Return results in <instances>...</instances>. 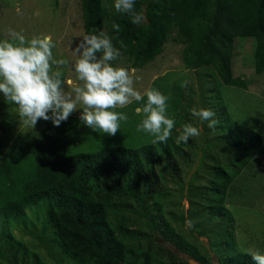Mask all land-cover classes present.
Returning a JSON list of instances; mask_svg holds the SVG:
<instances>
[{
	"label": "trees",
	"instance_id": "obj_1",
	"mask_svg": "<svg viewBox=\"0 0 264 264\" xmlns=\"http://www.w3.org/2000/svg\"><path fill=\"white\" fill-rule=\"evenodd\" d=\"M103 1L79 0L83 32L107 27L111 35V24L118 23L120 32L113 43L123 45L121 54L133 67L151 62L175 34L184 44V66L193 70L211 68L224 85L245 87L231 67L236 38L252 40L254 72H264V0H135L134 9L144 14L140 24H133L127 14L114 8L107 9ZM4 105L0 102V107ZM188 106L180 110L165 142L136 148L112 144L73 156L67 154L78 135L77 117L70 115L58 127L46 121L37 134L13 135L11 115L4 112L0 120L2 215L18 218L27 208L44 201L54 235L73 260L80 264H124L132 247L126 237L134 231L125 229L127 221L123 216H112L111 210L119 202L118 206H131L134 214L143 215L144 203L148 204L167 181L168 173L180 172L189 157L184 147H191V141L177 143L176 139L182 125L189 122ZM177 125L181 128L176 129ZM225 126L221 139L232 155L220 156L210 166L201 208L207 218L217 216L220 220L227 215L223 202L231 182L262 145L255 130L238 123ZM227 261L254 264L246 252L231 254Z\"/></svg>",
	"mask_w": 264,
	"mask_h": 264
},
{
	"label": "rangeland",
	"instance_id": "obj_2",
	"mask_svg": "<svg viewBox=\"0 0 264 264\" xmlns=\"http://www.w3.org/2000/svg\"><path fill=\"white\" fill-rule=\"evenodd\" d=\"M103 5L109 10L113 8V2L104 0ZM10 27L23 29L29 37L51 33L56 42L54 54L68 61L63 66L65 77L76 82L72 71L76 59L73 48L84 35L79 0H58L56 4L54 0H0V36H6ZM102 29L109 33L107 27ZM172 37L145 65L133 67L122 54L115 61L134 69V87L141 93L156 87L169 97L168 114L175 118L174 127L180 110L189 105L188 121L201 128L200 136L189 138L191 147H184L189 157L180 172L168 173L167 181L153 193L148 204L144 203L143 215L134 214L131 206H118L119 202L111 210L112 216H123L127 221L125 229L134 231L126 237L132 247L124 264H189L191 260L199 264L195 257L204 264H226L228 256L237 252H264V72H254L253 42L239 38L234 41L232 72L245 82L244 88H238L221 83L211 68H186L181 56L184 44L175 34ZM181 81H187L185 87H180ZM0 102L5 104L0 107V120L4 112L11 115L13 135L37 134L45 126L46 121L39 119L33 129L27 128L17 117L14 105L2 97ZM136 106L134 101L117 109L126 112L130 119L122 123L115 135L92 131L78 120V135L67 155L94 152L112 144L136 148L152 143V136L135 131L140 120L133 111ZM193 107L212 109L218 120L216 127L209 129L206 121L200 123L192 115ZM79 111L71 115L78 118ZM235 123L259 133L262 145L231 182L223 202L226 217L207 218L201 208L210 166L220 156L232 155L221 134L225 125ZM180 128L177 125L176 129ZM43 203L27 208L25 215L18 218H5L0 210L2 264H80L61 248Z\"/></svg>",
	"mask_w": 264,
	"mask_h": 264
},
{
	"label": "clouds",
	"instance_id": "obj_3",
	"mask_svg": "<svg viewBox=\"0 0 264 264\" xmlns=\"http://www.w3.org/2000/svg\"><path fill=\"white\" fill-rule=\"evenodd\" d=\"M135 0H113L117 13L127 14L133 24L144 20L142 11L134 9ZM110 35L103 29L88 32L73 48L72 63L75 83L65 77V57L54 54L56 42L51 33L26 36L23 29L9 28L0 36V97L15 106L16 115L27 128L33 129L39 119L58 127L79 111L80 124L97 133L115 135L130 117L117 109L137 102L133 111L140 116L137 133L153 137V142H165L174 128L175 118L168 114L169 97L156 87L142 93L134 87L130 70L115 63L121 47L113 40L120 25L113 22ZM187 81H181L185 87ZM70 86V89L69 87ZM192 115L209 129L218 124L216 113L205 107H193ZM201 135L199 124L187 122L176 142H187ZM191 225V221H187ZM254 264H264V252H252Z\"/></svg>",
	"mask_w": 264,
	"mask_h": 264
},
{
	"label": "water",
	"instance_id": "obj_4",
	"mask_svg": "<svg viewBox=\"0 0 264 264\" xmlns=\"http://www.w3.org/2000/svg\"><path fill=\"white\" fill-rule=\"evenodd\" d=\"M189 264H197L195 261L191 260L189 261Z\"/></svg>",
	"mask_w": 264,
	"mask_h": 264
}]
</instances>
